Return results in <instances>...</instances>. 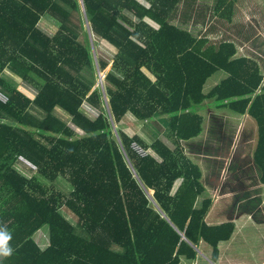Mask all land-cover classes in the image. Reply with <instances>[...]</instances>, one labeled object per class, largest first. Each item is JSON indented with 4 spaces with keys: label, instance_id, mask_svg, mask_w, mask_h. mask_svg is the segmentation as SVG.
<instances>
[{
    "label": "trees",
    "instance_id": "16d2710c",
    "mask_svg": "<svg viewBox=\"0 0 264 264\" xmlns=\"http://www.w3.org/2000/svg\"><path fill=\"white\" fill-rule=\"evenodd\" d=\"M181 1L82 0L92 36L115 49L104 76L106 110L79 0H0V92L7 98L0 100V229L10 233L12 249L0 253V264H180L201 245L217 259L235 225L206 223L212 201L182 143L201 134L197 110L205 100L246 114L256 126L252 157L264 182L263 75L255 59L237 57L233 41L212 43L175 24ZM236 1L216 0L214 11L231 21ZM43 18L53 21L52 34L41 29ZM107 66L97 58L98 71ZM218 71L226 77L204 92ZM127 113L155 121L158 133L165 128L174 148L158 134L151 144L128 136L118 126ZM133 142L150 153L140 156ZM20 156L37 175L14 167ZM60 177L69 192L53 186ZM42 228L44 248L34 239Z\"/></svg>",
    "mask_w": 264,
    "mask_h": 264
},
{
    "label": "rangeland",
    "instance_id": "374dc122",
    "mask_svg": "<svg viewBox=\"0 0 264 264\" xmlns=\"http://www.w3.org/2000/svg\"><path fill=\"white\" fill-rule=\"evenodd\" d=\"M215 3L216 0H182L173 22L188 28L197 37L206 36L212 43L222 40L237 43V55H249L250 58L259 62L263 75L262 84H264V0H237L231 21L219 17V12L214 11ZM80 13L84 22L82 12ZM40 27L48 34H52L54 31L53 21L47 18H43ZM92 38L96 57L108 62L103 74L100 73L103 75L104 83L105 74L111 70V60L115 49L96 37L92 36ZM5 73L6 76H11L21 91L31 97L35 95V92L31 88H27L28 86L18 76L8 70H5ZM225 75L223 71L214 73L206 81L204 92L209 91ZM98 82L97 79L95 86L101 90L104 85L98 84ZM104 107L106 109V104ZM31 112L35 113V110L32 109ZM55 112L58 116H63L59 111ZM197 112L204 119L202 132L198 137L182 143V146L191 160L201 167L205 177L203 182L207 187V193H204L205 197L217 198L223 202L222 205L225 209L219 213L223 220L234 219L237 214L239 219L241 217L248 218L257 203L262 204L260 200L264 193L262 173L254 164L252 157L256 144L255 123L246 114L239 115L227 109L217 108L211 100H205ZM89 115L93 117L96 112L91 111ZM62 119L69 123L66 116H63ZM143 124V130L147 136L154 137L156 133L158 134L157 128L159 127L155 121L149 120ZM118 126L123 130L122 124ZM118 126H116V131ZM160 131L159 134L163 137L165 128L161 127ZM14 167L25 176L37 175L36 169L19 159ZM42 181L50 184L45 180ZM53 186L62 192L71 190L68 183L61 177L53 183ZM245 211L247 213L241 216ZM60 212L69 220L75 218L64 208H61ZM256 218L260 234H262L264 233V222L259 213L256 214ZM251 229L252 227L249 228L250 232L247 231L248 245L259 248L262 246L263 240L258 233V228L256 230L253 228L254 231ZM34 239L40 248H44L48 243L47 229H40L34 235ZM248 245L245 246L247 249ZM253 248L252 251H254Z\"/></svg>",
    "mask_w": 264,
    "mask_h": 264
},
{
    "label": "crops",
    "instance_id": "0c3cea01",
    "mask_svg": "<svg viewBox=\"0 0 264 264\" xmlns=\"http://www.w3.org/2000/svg\"><path fill=\"white\" fill-rule=\"evenodd\" d=\"M234 42V41H233ZM235 43V42H234ZM237 47V43H235ZM238 54V53H237ZM236 54V55H237ZM239 56H246L250 57L249 55H237ZM257 61V60H256ZM258 62V61H257ZM259 63V62H258ZM11 77V76H10ZM224 76H222L221 79H223ZM226 77V75H225ZM220 79V80H221ZM217 84V83H216ZM123 126V131L130 137L137 135L139 138H141L145 143L151 144L153 137L147 136L146 132L143 130L144 124L137 121L130 113H127L123 120L120 122ZM156 131V130H155ZM158 132V130H157ZM157 134V133H156ZM161 139L164 140L162 136L158 133L157 135ZM155 137V136H154ZM167 146H169L171 149L174 148L172 143H170L167 140H164ZM184 143V142H183ZM200 167V166H199ZM201 169V167H200ZM202 172V170H201ZM205 179L203 173H202V184L205 188V193H207V187L203 180ZM181 180H178L175 182L173 187V192L178 188L180 185ZM208 183V182H207ZM264 183V182H263ZM209 184V183H208ZM212 184V183H211ZM205 197V194L204 196ZM207 197V196H206ZM211 207L205 217V221L209 225H217L223 222H233L235 225V230L232 235V237L226 241V242H220L218 244V250L219 254L217 259L214 261L212 260V250L210 247L201 245L200 248L197 247V256L195 259L188 261V260H182L180 264H264V233L260 234L256 214L259 213V216L262 218L264 222V193H262L261 196V202L257 203V205L254 207V209L251 211V216L248 218H238V214L235 215L234 219H221L220 211L225 209V207L222 205L223 202H221L220 199H211ZM241 212V211H240ZM250 212V211H249ZM246 211L241 214L243 216ZM238 218V220H237ZM252 226H249V225ZM264 225V223H263ZM251 231H254L253 228L256 230L258 228V233L260 234V237L263 240L262 246L259 248H253L248 245L247 239H248V232H250L249 228H251ZM248 231V232H247ZM246 244L249 246L247 249ZM252 248L254 251H252ZM241 249V250H240Z\"/></svg>",
    "mask_w": 264,
    "mask_h": 264
},
{
    "label": "water",
    "instance_id": "95a60500",
    "mask_svg": "<svg viewBox=\"0 0 264 264\" xmlns=\"http://www.w3.org/2000/svg\"><path fill=\"white\" fill-rule=\"evenodd\" d=\"M79 2H80L81 7H82V12H83V16H84V24H85L84 26H85L86 32H88L90 46L92 48V52H93V56H94V60H95V66L97 68V75H98V81H99L98 84H101L102 77L100 75L101 72L98 71V67H97V58H96V55H95V52H94L93 41H92L93 40L92 34H91V31H90V28H89V23L87 21V18H86L85 12H84L82 0H79ZM101 90H102V93H103V98L105 99V104L107 106L106 109L108 110L107 98L104 95V87L103 86L101 87ZM112 128H113V134H115L117 141L120 143V139H119L118 134H117V131H116V125L113 122H112ZM148 195L150 197L152 195V191H149L148 192Z\"/></svg>",
    "mask_w": 264,
    "mask_h": 264
},
{
    "label": "clouds",
    "instance_id": "9594fccd",
    "mask_svg": "<svg viewBox=\"0 0 264 264\" xmlns=\"http://www.w3.org/2000/svg\"><path fill=\"white\" fill-rule=\"evenodd\" d=\"M8 239H10V233L6 229H0V253L3 255H10L12 251L6 244Z\"/></svg>",
    "mask_w": 264,
    "mask_h": 264
},
{
    "label": "built area",
    "instance_id": "2783aa9c",
    "mask_svg": "<svg viewBox=\"0 0 264 264\" xmlns=\"http://www.w3.org/2000/svg\"><path fill=\"white\" fill-rule=\"evenodd\" d=\"M101 84L104 85L103 81H101ZM0 100L2 102H6L7 98L0 92ZM132 148L137 152V154H139L140 156H144L148 153H150V150H144L142 147H140L138 144H136L135 142H133L131 144ZM19 160L26 162L27 164H29L32 168L36 169L35 166H33L31 163H29L28 161H26L23 157H18Z\"/></svg>",
    "mask_w": 264,
    "mask_h": 264
},
{
    "label": "bare ground",
    "instance_id": "6f19581e",
    "mask_svg": "<svg viewBox=\"0 0 264 264\" xmlns=\"http://www.w3.org/2000/svg\"><path fill=\"white\" fill-rule=\"evenodd\" d=\"M101 73L103 74V72H101ZM102 74H101V77L103 76ZM105 96H106V95H105ZM26 164H27V163H26Z\"/></svg>",
    "mask_w": 264,
    "mask_h": 264
}]
</instances>
